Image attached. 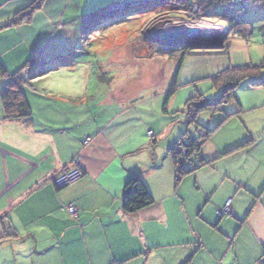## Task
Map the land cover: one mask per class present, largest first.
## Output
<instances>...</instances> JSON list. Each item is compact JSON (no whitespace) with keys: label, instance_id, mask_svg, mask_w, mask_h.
I'll list each match as a JSON object with an SVG mask.
<instances>
[{"label":"crops","instance_id":"0c3cea01","mask_svg":"<svg viewBox=\"0 0 264 264\" xmlns=\"http://www.w3.org/2000/svg\"><path fill=\"white\" fill-rule=\"evenodd\" d=\"M36 1L0 0V27ZM125 1L42 0L28 22L0 29V61L15 72L36 56L24 76L27 86L39 83L40 77L32 81L39 71L64 66L51 67L58 59L74 54V66L86 54L80 46L89 32L119 28L123 22L89 26L85 17ZM110 39L102 47L112 42L122 46L125 40ZM224 48L184 57L181 84L203 81L211 87L212 76L252 64L243 42L235 39ZM240 52L241 63L235 64ZM146 54L153 57L137 53L133 59ZM124 57L109 53L100 84L113 85L103 75L122 70ZM176 64L170 60L169 68ZM124 91L119 92L126 96ZM200 92L195 94L205 91ZM162 94L160 104L125 99L31 104L26 93L32 110L28 123L4 121L1 108L0 264H257L264 254V120L259 127L246 124V129L227 126L230 120L216 125L200 147L206 163L177 179L169 151L179 141L184 121L175 120L178 104H170L172 98L163 104ZM233 117L240 124L238 115ZM200 131L198 135L204 133ZM64 167H79L83 175L57 189L51 177ZM133 176L153 202L125 213L123 188ZM187 178L194 179V187ZM229 198L233 216L219 218ZM68 204L79 206L76 219L65 211Z\"/></svg>","mask_w":264,"mask_h":264},{"label":"rangeland","instance_id":"374dc122","mask_svg":"<svg viewBox=\"0 0 264 264\" xmlns=\"http://www.w3.org/2000/svg\"><path fill=\"white\" fill-rule=\"evenodd\" d=\"M154 1H147L146 4H150V6L139 5L140 7L143 6V8L140 10L135 9V11L130 13L121 14V12L116 11L113 16L102 17L99 19L100 21L94 19L88 21L85 17V23L88 24L90 22L89 26L113 20L123 21V24L121 23L119 28L113 25L109 28L104 27L100 28V30L89 32L88 34L90 35H86V39H82V45L80 46V52H85L86 54L78 56L79 60H76V65L74 64L73 66L74 60H70L74 54L67 56L65 59H58L51 65V67L55 68L58 65H64L58 71H49V74L46 73L40 76L42 80L39 83L26 85L25 92L28 93L31 104H102L103 102L108 104L111 102L116 103L120 99L129 100L130 103L144 100L145 104H160L162 100L161 98L159 99V94L162 92H164L162 94L164 104L168 89L176 77L179 88L177 87V92L171 97L170 104H178L176 107L179 108H177L178 112L175 120L180 123L184 121L182 123L184 130L175 141L180 138L187 142L190 138L198 137L201 127L212 130L222 121L224 113H236L235 116L238 115L237 118L241 124H238L233 115H231L226 119V121L230 120L229 122L224 121V123L228 124L227 126L235 124L245 129L250 126L259 127V124L264 120V67L258 69L255 79L246 81L235 89L236 101L231 100L223 103V112L211 114L208 111H203L194 117L193 112L187 115L186 108L183 106V104H186L188 97L196 92L202 93L200 91H205L203 95L206 99H215L220 97L221 89L213 88L212 85L209 87V83L205 84L206 82L204 83L203 81L182 85L183 68H178L179 61L182 57H186L184 54L189 51L216 53L221 51V49H195L197 46H205L204 43L197 40L184 41L183 43L167 47H160L145 40L153 30L159 27L183 26L186 29L194 28L197 31L196 35L202 31L200 30L201 27L206 30L217 28V30L220 29L222 32L219 34L217 30H214L215 35L210 38L216 41L219 40L221 48L226 47L229 42H235V39H237L243 42L246 49L245 54L250 57L251 63L259 66L264 62V33L260 29L264 23V12L258 9V3H255L256 1L254 0H244L240 4H231L225 8V11L219 10L218 15L202 16L198 13L199 10L196 4L178 7L165 4L166 0L161 4ZM164 23H167V26ZM110 38H124L125 40L124 43L122 42V46L112 42L102 47V44L106 43ZM110 47H112V50L107 49ZM117 48L118 50H116ZM231 50H233L232 47ZM109 53L125 54L124 61H121L125 66L122 70H116L114 76L110 72L104 74V77L107 75L108 82L114 81L113 85L109 86L106 83L108 86H105V84L99 83V78L101 67H105L107 63L105 59H107ZM137 53H151L153 57L147 58L148 55L146 54L144 58L135 60L136 58L133 59V56L135 57L134 54ZM126 55L129 57L126 58ZM241 57H243V53L240 52L233 59V62L240 64ZM170 60L172 63L177 64L169 68ZM69 67H72L73 70L69 69ZM112 67L117 69V64ZM6 70L8 75H14L19 69L15 72ZM25 72L26 68L23 70L24 74ZM3 81L5 80H0V90L2 89V84H4ZM251 82H258L259 85H250ZM29 86H33L37 93ZM207 87H209L208 90L206 89ZM123 90L127 93L126 96L119 92ZM187 92L191 94L188 96ZM170 99L168 100L170 101ZM190 117L194 118L195 122H191L187 126L186 123ZM246 124L248 127L245 126ZM225 136L223 135L222 138H225ZM150 138H153V135ZM58 173H55L51 179ZM184 181L194 187V179L187 178ZM70 185L62 186L61 188ZM223 218H231V216Z\"/></svg>","mask_w":264,"mask_h":264},{"label":"trees","instance_id":"16d2710c","mask_svg":"<svg viewBox=\"0 0 264 264\" xmlns=\"http://www.w3.org/2000/svg\"><path fill=\"white\" fill-rule=\"evenodd\" d=\"M41 1L42 0H37L32 7L27 9L25 12L17 14L7 24L1 26L0 29L3 27L7 28L28 22L31 14L40 7ZM155 1L159 2L158 4H161L164 3L163 1L165 0H155ZM242 1L244 0H166L165 4L171 6H178V7H187L191 4H196L198 6V10H199L198 13L200 15L210 16L216 14L218 15L219 10L225 11V8L229 7L231 4L233 3L240 4ZM254 1H256L255 3H258L259 5L258 9L264 12V0H254ZM147 5L150 6V4ZM141 8H143V6L136 7L135 9L140 10ZM135 9H130V10L128 9L125 13L133 12L135 11ZM98 12H100V10L88 15V17L93 16ZM260 29L264 33V23ZM184 51L186 50L184 49ZM196 53H200V52L189 51L186 52L184 56L196 54ZM182 59L183 57L179 61L178 68H180V63ZM35 61H37L36 56L31 58L25 64V66L21 67L14 75H8L7 70L0 61V80L6 81V83L5 81H3L4 84H2V89L0 90V103L2 107V112H3L2 117L4 121L7 122L25 121V123L26 122L28 123L32 120V110L25 92L26 90L25 86L27 85V81L24 76L23 70L29 64ZM263 67H264V62L259 66L255 64H249L247 66L231 67L215 76H212L211 78H209L210 83L213 88L221 89L220 97L215 99H206L201 94H195L194 96L188 98V100L186 101L187 115H190V113L192 114L193 112L195 117V115L203 111H208L211 114L223 112V103H227L231 100L236 101L234 94L235 89L240 87L246 81L255 79L258 69ZM48 70L49 68L45 69L44 71L43 70L39 71L38 75H35L34 78H38L42 76ZM250 85L258 86L259 83L251 82ZM177 87L178 86L175 77L167 92L166 101H168V99H170L176 93ZM235 114L236 113L233 112L224 113L222 121H220L218 125L222 124L228 117ZM191 122H195V119L190 117L188 118L187 123H191ZM201 128L204 129V133L198 135V137L196 138H190L188 143H186L185 141L184 143L182 139H179V141L182 143L183 147L186 150L184 153L174 152L172 148L169 151L176 166L177 179H179L183 174L187 173L188 171H194L195 169L206 163V161L202 160L199 156L200 147L204 143V141L210 137L214 129L209 130L205 127H201ZM229 199H231V203H232V198ZM152 202H153V198L146 189L143 182L137 176L131 177L123 188V199L121 206L123 212L133 213L139 211L143 208L150 206ZM219 211H218L219 218H223L225 216H231V217L233 216L232 210L230 214L219 213Z\"/></svg>","mask_w":264,"mask_h":264},{"label":"built area","instance_id":"2783aa9c","mask_svg":"<svg viewBox=\"0 0 264 264\" xmlns=\"http://www.w3.org/2000/svg\"><path fill=\"white\" fill-rule=\"evenodd\" d=\"M147 1L152 0H127L122 3H118L112 5L102 11H100L95 16L86 17L88 21L99 20L102 17L113 16L114 12L125 13L128 9H135L136 7H140L139 5H147ZM154 1V0H153ZM115 14V13H114ZM149 136H152V132H148ZM174 152L184 153L186 150L183 147L182 143L177 142L172 147ZM83 175L82 170L79 167L62 168L59 173L51 179L52 183L55 187L61 188L62 186L70 185L71 183L78 181ZM65 211L69 215L70 218L76 219L79 213V206L76 204H68L64 206ZM219 213L230 214L231 213V199L226 200L223 208L219 211ZM257 264H264V255L260 258Z\"/></svg>","mask_w":264,"mask_h":264},{"label":"water","instance_id":"95a60500","mask_svg":"<svg viewBox=\"0 0 264 264\" xmlns=\"http://www.w3.org/2000/svg\"><path fill=\"white\" fill-rule=\"evenodd\" d=\"M196 29L194 28H184L183 26H172L169 28L159 27L150 33L147 37L148 40L157 44L160 47L173 46L177 43H183L187 39L193 41H199L204 43L205 46H197L195 49H221V42L218 40H213L212 38L203 37L197 38L195 36ZM189 34V35H187ZM188 36V37H186ZM190 45V44H189ZM194 45V44H193Z\"/></svg>","mask_w":264,"mask_h":264},{"label":"bare ground","instance_id":"6f19581e","mask_svg":"<svg viewBox=\"0 0 264 264\" xmlns=\"http://www.w3.org/2000/svg\"><path fill=\"white\" fill-rule=\"evenodd\" d=\"M168 23V22H167ZM167 23H164V25H166L167 26ZM219 28V27H218ZM199 30V29H198ZM200 30H202V31H200V33L198 34V35H196V33H197V31L195 32V36L197 37V38H203V37H212V36H214L215 35V33H214V30H217V28L215 29H209V30H206V29H204L203 27H201L200 28ZM218 32H219V34L222 32V30H220V29H218L217 30ZM214 33L213 35H212V33ZM189 35V34H188ZM186 37H188V36H186ZM190 41H192L191 39H187V41L186 42H190Z\"/></svg>","mask_w":264,"mask_h":264},{"label":"flooded vegetation","instance_id":"af4514ba","mask_svg":"<svg viewBox=\"0 0 264 264\" xmlns=\"http://www.w3.org/2000/svg\"><path fill=\"white\" fill-rule=\"evenodd\" d=\"M175 47V46H174Z\"/></svg>","mask_w":264,"mask_h":264}]
</instances>
